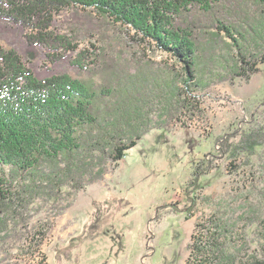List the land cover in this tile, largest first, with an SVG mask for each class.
Masks as SVG:
<instances>
[{
    "label": "trees",
    "instance_id": "1",
    "mask_svg": "<svg viewBox=\"0 0 264 264\" xmlns=\"http://www.w3.org/2000/svg\"><path fill=\"white\" fill-rule=\"evenodd\" d=\"M64 9H73L74 19H91L79 14L82 9L126 26L168 55L169 75L153 77L152 99L141 105L121 89L126 76L111 67L107 77L100 72V85L61 68L67 63L79 74L91 71L82 62L89 51L54 31ZM2 37L15 41L0 48V255H8L15 242L40 234L15 229L27 222L26 206L36 194L57 198L44 191L60 187L71 195L101 181L149 131L157 108L176 119L186 93L236 78L248 82L264 63V0H0ZM32 53L42 54L40 69L27 66ZM140 77L148 84L147 75ZM252 136H242L238 147ZM205 170L193 173L188 186L201 189L197 181ZM188 201L190 210L195 200ZM224 232L218 220L197 223L185 264H233Z\"/></svg>",
    "mask_w": 264,
    "mask_h": 264
},
{
    "label": "rangeland",
    "instance_id": "2",
    "mask_svg": "<svg viewBox=\"0 0 264 264\" xmlns=\"http://www.w3.org/2000/svg\"><path fill=\"white\" fill-rule=\"evenodd\" d=\"M73 11L55 16L54 31L89 51L82 62L92 72L79 74L67 63L61 68L100 85V72L107 77L111 67L126 76L121 89L141 105L152 99L153 77L169 75L168 55L138 41L126 26L82 9L79 14L91 19H74ZM13 43L0 38V48ZM29 64L40 69L42 54H30ZM258 70L248 82L236 78L186 93L176 119L157 108L149 131L101 181L71 195L60 187L44 191L57 198L36 194L26 206L27 222L15 229L40 234L33 242H15L0 264H185L195 225L210 218L225 230L233 264L264 260V63ZM202 168L195 190L188 184ZM190 198L195 207L189 210Z\"/></svg>",
    "mask_w": 264,
    "mask_h": 264
}]
</instances>
